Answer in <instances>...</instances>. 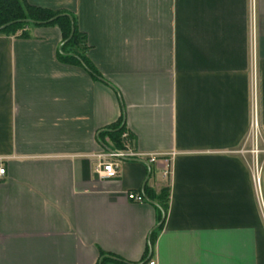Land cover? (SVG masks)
<instances>
[{
  "label": "crops",
  "instance_id": "obj_1",
  "mask_svg": "<svg viewBox=\"0 0 264 264\" xmlns=\"http://www.w3.org/2000/svg\"><path fill=\"white\" fill-rule=\"evenodd\" d=\"M28 2L77 17L101 79L59 60L58 27L0 35V264H138L160 227L145 264H264V0ZM121 117L160 156L104 179L98 135ZM146 188L169 190L158 228L129 199Z\"/></svg>",
  "mask_w": 264,
  "mask_h": 264
},
{
  "label": "trees",
  "instance_id": "obj_2",
  "mask_svg": "<svg viewBox=\"0 0 264 264\" xmlns=\"http://www.w3.org/2000/svg\"><path fill=\"white\" fill-rule=\"evenodd\" d=\"M30 20L35 24H26L19 21ZM14 23L10 26H6ZM58 27L62 43L59 50V60L67 65L81 67L86 70L94 79H101V75L89 60L88 53L90 46L85 33L78 27L77 17L66 11H53L46 8L31 5L28 0H0V35L19 37L26 39L29 37L27 28L31 27ZM127 133V139L123 135ZM98 140L103 146L111 145L113 152H124L132 147L134 137L127 132L124 117L107 127L98 135ZM143 196L155 203L158 222L166 217L169 209V190L163 189L159 194L153 193L149 188L143 192ZM146 202H148L146 200ZM161 229H156L151 237L150 246L145 257L138 264L149 262L151 248L155 243L156 234ZM148 260V261H147ZM101 264H136L123 260L120 257L101 252Z\"/></svg>",
  "mask_w": 264,
  "mask_h": 264
},
{
  "label": "built area",
  "instance_id": "obj_3",
  "mask_svg": "<svg viewBox=\"0 0 264 264\" xmlns=\"http://www.w3.org/2000/svg\"><path fill=\"white\" fill-rule=\"evenodd\" d=\"M255 42L253 37V58L255 61V52H254ZM253 97L255 99L256 95V77L253 78ZM128 135L125 133L123 135L124 139H127ZM260 125L257 116V108L255 100L253 101V108H252V116H251V125L249 131V140L251 143V153L253 155V163H254V183L257 189V192L260 194V187H261V166L259 155L264 154V149L260 148ZM157 154H142L137 152L134 149L128 148L124 152H110L107 154L100 155L99 158L100 163L98 165V173L104 179H116L119 176V169L121 160H135V161H144L147 164L155 163L158 159ZM5 168L0 166V178L5 175ZM129 199L134 203H145L146 200L141 194H129ZM150 264H155L151 262Z\"/></svg>",
  "mask_w": 264,
  "mask_h": 264
},
{
  "label": "water",
  "instance_id": "obj_4",
  "mask_svg": "<svg viewBox=\"0 0 264 264\" xmlns=\"http://www.w3.org/2000/svg\"><path fill=\"white\" fill-rule=\"evenodd\" d=\"M19 22H21V23H26V24H35L34 21H30V20H23V21H19ZM12 24H14V23H10V24H8V25H6V26H10V25H12ZM150 175H151V169H149V176H150ZM146 200H147L149 203H151V204H153V205H156L155 203L151 202L148 198H146ZM163 222H164V218H163L162 221L157 225V228L160 227L161 224H162ZM151 252H152V249H151Z\"/></svg>",
  "mask_w": 264,
  "mask_h": 264
},
{
  "label": "rangeland",
  "instance_id": "obj_5",
  "mask_svg": "<svg viewBox=\"0 0 264 264\" xmlns=\"http://www.w3.org/2000/svg\"><path fill=\"white\" fill-rule=\"evenodd\" d=\"M255 169V168H254Z\"/></svg>",
  "mask_w": 264,
  "mask_h": 264
}]
</instances>
